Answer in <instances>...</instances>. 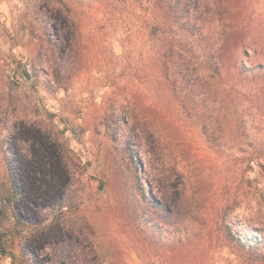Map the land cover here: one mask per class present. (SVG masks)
<instances>
[{"label": "rangeland", "instance_id": "rangeland-1", "mask_svg": "<svg viewBox=\"0 0 264 264\" xmlns=\"http://www.w3.org/2000/svg\"><path fill=\"white\" fill-rule=\"evenodd\" d=\"M207 1L202 31L211 33L227 14ZM254 2L264 14V0ZM158 14L154 0H0V264H49L51 244L71 235L94 243L107 264H142L139 245L120 231L135 162L144 183L146 170H176L211 192L239 194L227 220L243 241L264 238V113L245 102L249 84L229 66L222 76L208 71L231 104L220 119L213 91L204 114L200 97L173 86ZM254 61L240 53L237 66ZM38 130L64 145L71 185L62 208L35 210L22 198L18 159L25 133Z\"/></svg>", "mask_w": 264, "mask_h": 264}, {"label": "trees", "instance_id": "trees-1", "mask_svg": "<svg viewBox=\"0 0 264 264\" xmlns=\"http://www.w3.org/2000/svg\"><path fill=\"white\" fill-rule=\"evenodd\" d=\"M209 1L216 14L228 15L217 19L218 30L211 33L202 31L208 1L206 4L204 0H154L158 24L169 37L164 67L168 70L170 63L173 72L167 71L165 76L173 86H179L185 97H200L204 102L200 111L204 114L210 109L206 104L207 90L213 91L219 105L215 111L218 119L223 114L222 106L225 117L231 104H225L224 98L219 100L223 89L208 83V78H214L208 71L214 69L217 76H222L225 67H232L235 78L249 84L245 102L264 113V14H256L254 0ZM56 28L55 22L53 29ZM240 53L247 56V61H255L249 66H237ZM174 54H179L178 59L172 60ZM194 63L198 69L201 67L199 74L191 71ZM181 107L187 109L182 100ZM174 114L177 116L178 112ZM207 124L203 123L205 133ZM24 138L26 147L21 148L18 159L23 200L35 210L67 206L71 176L63 143L39 130L27 131ZM253 159L247 161L248 169ZM134 164L138 180L133 186V206L119 210L123 217L120 231L139 245L142 264H264V238L243 241L227 220L240 205L242 196L211 192L203 178L186 177L176 170L157 174L146 170L144 183L139 175L142 163ZM258 165L264 172V164ZM246 182L251 180L246 178ZM51 249L49 264H107L94 243L79 235L57 240Z\"/></svg>", "mask_w": 264, "mask_h": 264}]
</instances>
